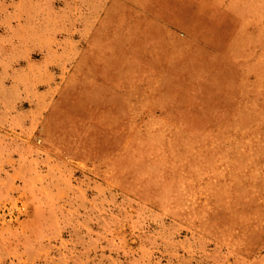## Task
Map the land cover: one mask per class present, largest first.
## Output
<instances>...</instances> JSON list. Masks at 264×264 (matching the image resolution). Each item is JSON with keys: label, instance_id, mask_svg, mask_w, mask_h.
<instances>
[{"label": "rangeland", "instance_id": "1", "mask_svg": "<svg viewBox=\"0 0 264 264\" xmlns=\"http://www.w3.org/2000/svg\"><path fill=\"white\" fill-rule=\"evenodd\" d=\"M0 264H264V0H0Z\"/></svg>", "mask_w": 264, "mask_h": 264}]
</instances>
